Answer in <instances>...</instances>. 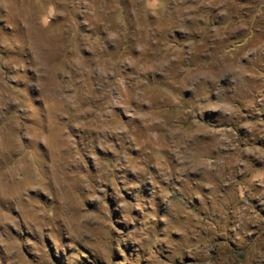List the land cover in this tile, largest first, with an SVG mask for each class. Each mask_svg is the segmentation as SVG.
<instances>
[{"label":"rangeland","instance_id":"374dc122","mask_svg":"<svg viewBox=\"0 0 264 264\" xmlns=\"http://www.w3.org/2000/svg\"><path fill=\"white\" fill-rule=\"evenodd\" d=\"M0 264H264V0H0Z\"/></svg>","mask_w":264,"mask_h":264}]
</instances>
